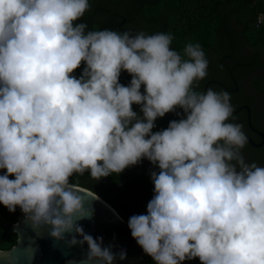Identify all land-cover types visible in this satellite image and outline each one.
<instances>
[{
    "label": "clouds",
    "instance_id": "obj_1",
    "mask_svg": "<svg viewBox=\"0 0 264 264\" xmlns=\"http://www.w3.org/2000/svg\"><path fill=\"white\" fill-rule=\"evenodd\" d=\"M89 7L0 0V205L86 245L82 264H114L126 250L84 231L91 216L69 177L147 160L153 195L127 228L153 264H264V167L245 161L243 126L226 122L230 94L194 90L208 74L200 44L176 51L171 33L86 31L75 22ZM167 113L179 118L154 132Z\"/></svg>",
    "mask_w": 264,
    "mask_h": 264
},
{
    "label": "trees",
    "instance_id": "obj_2",
    "mask_svg": "<svg viewBox=\"0 0 264 264\" xmlns=\"http://www.w3.org/2000/svg\"><path fill=\"white\" fill-rule=\"evenodd\" d=\"M89 5L75 22L87 24L86 31L171 33L170 47L176 51H182L189 42L199 43L208 60V74L194 83V90L204 92L212 88L228 92L235 119L230 117L226 122L241 124L242 131L253 141H261V135L253 130L264 132V23L256 26L255 22L264 12V0H89ZM80 71L73 74L79 76ZM130 79L126 74L123 84L127 85ZM133 110L138 111L139 106L133 105ZM178 118L175 113L157 118L153 131L166 128L170 120ZM241 153L246 162L264 167V143L255 147L247 140ZM69 183L97 193L126 222L130 216L144 213L153 195L150 174L142 161L100 180L93 179L88 171L74 173ZM20 213L19 208L9 213L0 205V250L16 243L12 225ZM137 264L153 262L144 254Z\"/></svg>",
    "mask_w": 264,
    "mask_h": 264
},
{
    "label": "water",
    "instance_id": "obj_3",
    "mask_svg": "<svg viewBox=\"0 0 264 264\" xmlns=\"http://www.w3.org/2000/svg\"><path fill=\"white\" fill-rule=\"evenodd\" d=\"M123 73L120 83L123 84ZM248 109L249 107L245 106ZM156 122V121H155ZM250 124V116H248ZM261 135L259 143L253 141L245 134L247 140L255 147L264 143V132L258 131ZM147 171L153 170L147 160H142ZM70 188L80 195L84 201L86 215L90 219L80 220L84 231L92 236H103L105 245L114 244L113 251L126 250V258L116 260L114 264H137L143 258L142 249L131 238L127 222L106 200L89 188L69 183ZM16 233V243L6 250H0V264H82L87 247L86 245L69 246L68 237L62 241H56L49 236L47 227H34L20 213L16 222L12 225Z\"/></svg>",
    "mask_w": 264,
    "mask_h": 264
},
{
    "label": "built area",
    "instance_id": "obj_4",
    "mask_svg": "<svg viewBox=\"0 0 264 264\" xmlns=\"http://www.w3.org/2000/svg\"><path fill=\"white\" fill-rule=\"evenodd\" d=\"M261 15H264V12L261 13L259 16H261ZM259 16H258V17H259ZM257 21H258V18L256 19V22H255V25H256V26H258ZM261 24H262V23H261ZM259 25H260V24H259Z\"/></svg>",
    "mask_w": 264,
    "mask_h": 264
},
{
    "label": "flooded vegetation",
    "instance_id": "obj_5",
    "mask_svg": "<svg viewBox=\"0 0 264 264\" xmlns=\"http://www.w3.org/2000/svg\"><path fill=\"white\" fill-rule=\"evenodd\" d=\"M253 131H254V132H256V131H257L256 133H258V131H260V130H253ZM251 139H252V138H251Z\"/></svg>",
    "mask_w": 264,
    "mask_h": 264
}]
</instances>
